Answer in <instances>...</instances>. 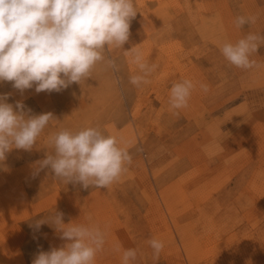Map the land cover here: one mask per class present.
<instances>
[{"label": "rangeland", "instance_id": "rangeland-1", "mask_svg": "<svg viewBox=\"0 0 264 264\" xmlns=\"http://www.w3.org/2000/svg\"><path fill=\"white\" fill-rule=\"evenodd\" d=\"M134 3L128 41L105 52L81 85L21 94L0 83L8 103L23 101L31 115L57 120L30 151L13 148L0 162V264H32L40 251L68 243L48 224L34 227L54 210L65 223L106 232L95 264H121L117 244L138 250L136 264H264V44L251 69L220 52L249 32L264 36V0ZM238 15L257 19L237 29ZM132 47L155 65L139 87L129 82L142 75ZM183 79L196 87L187 107L172 109L170 88ZM85 127L128 149L132 163L117 182L85 189L53 180L49 169L33 176L51 135ZM152 238L165 244L158 259Z\"/></svg>", "mask_w": 264, "mask_h": 264}, {"label": "clouds", "instance_id": "clouds-1", "mask_svg": "<svg viewBox=\"0 0 264 264\" xmlns=\"http://www.w3.org/2000/svg\"><path fill=\"white\" fill-rule=\"evenodd\" d=\"M134 0H0V83L12 82L21 94L35 87L36 93L61 92L73 83L86 81L104 53L123 48L130 35V22L136 16ZM256 16L238 15L237 29L255 24ZM264 44V36L249 32L235 43L225 42L220 52L233 66H256L253 54ZM142 75L129 82L139 87L154 70L137 48L127 50ZM196 85L190 79L172 84L169 104L172 109L187 107ZM203 93L207 84L199 85ZM10 93L0 94V162L13 148L30 151L38 137L57 121L53 113L31 115L23 101L8 103ZM46 158L35 162L33 176L49 169L52 179L63 184H80L106 189L117 182L132 163V156L117 137L98 127L78 131L61 129L50 136ZM71 221L55 210L34 227L48 224L68 243L50 251H40L32 264H95L106 243V232L98 226ZM153 258L158 259L164 241H148ZM121 264H136L138 250L117 244Z\"/></svg>", "mask_w": 264, "mask_h": 264}, {"label": "bare ground", "instance_id": "bare-ground-1", "mask_svg": "<svg viewBox=\"0 0 264 264\" xmlns=\"http://www.w3.org/2000/svg\"><path fill=\"white\" fill-rule=\"evenodd\" d=\"M245 233V232H244ZM210 254V253H209Z\"/></svg>", "mask_w": 264, "mask_h": 264}]
</instances>
